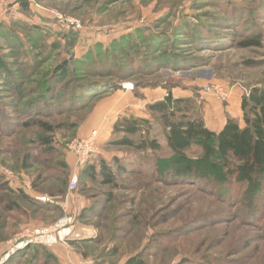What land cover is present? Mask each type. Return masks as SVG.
<instances>
[{"label":"rangeland","instance_id":"obj_1","mask_svg":"<svg viewBox=\"0 0 264 264\" xmlns=\"http://www.w3.org/2000/svg\"><path fill=\"white\" fill-rule=\"evenodd\" d=\"M28 24L35 26L38 33L28 30ZM0 26V246L6 242L9 247L8 242L25 225H53L64 213L58 205L59 209L52 211L21 203L29 209L26 217L9 209L15 195L1 189L3 182L11 188H25V181L33 190L35 184L37 190L34 191L40 195L57 202L69 195V211L76 218L74 233L58 244L77 255L72 262L123 264L127 256L144 249L146 264H176L184 260L187 261L183 264H264V211L257 216L259 218H248L257 199L254 198V202L249 196L251 191L246 194V186L239 182H234L230 188L236 193V200L228 201L220 194L218 184L211 192L210 186L200 184L197 176L176 178L172 169L177 160L173 156L162 164L157 175L121 171L117 179L119 187L84 178L75 191L69 192L66 174L59 169L58 161L66 156L72 171L73 160L64 144L82 135L85 132L82 126L76 132L55 131L54 144L64 157L46 155L40 147L30 143L41 133L37 120L57 125L88 113L91 106L86 100L71 102V97L80 91L77 84L99 83L103 89L116 82L123 90H131L123 86L128 83L134 85L135 93V83L140 82L146 99H158L154 94L165 92L167 97L168 90H172L176 97L195 98L204 119L207 118L205 96L209 97L202 92L205 84L217 83L229 90V96L231 92L244 95L252 87H264V38L260 47L243 48L237 44L245 34L264 35V0H0ZM185 29L190 33H184ZM213 31L223 37L220 42L213 43ZM127 35L129 40H126ZM153 35L167 42L153 51L151 58L148 36ZM201 35L207 36V40ZM118 39L124 40L123 45L128 50L125 53L111 46ZM175 40L179 42L172 45L170 53L191 58L193 63L197 60V65L188 66L185 60L177 62L180 68L157 63L145 67H149L146 73L128 74L130 66L125 61L131 59L139 66L156 64L155 58L170 50L167 48L176 43ZM54 43H58L59 48L50 51L47 47ZM199 45L201 47H197ZM90 51L93 57L86 61L90 72L85 65L72 62L54 95L47 99L56 105L57 94L64 91L61 105L43 107L40 112L32 107L40 97L39 84L49 79L57 66L71 61L72 52L82 57ZM96 63L105 68L96 70ZM120 64L126 68L124 71L128 70L125 76L129 75L122 80L115 72ZM116 91L101 94L102 99ZM222 102V107H226L230 97ZM135 108L128 105L121 110L125 112L118 119ZM115 117V113H108L100 117L98 125L102 120L108 127ZM153 125L154 135L164 140L159 125ZM97 144L99 152L110 160L114 154L139 155L138 151L128 148L108 147L105 141L104 144L97 141ZM25 153L29 155L30 169L23 167ZM199 155L189 154L192 159ZM211 162L219 164L218 159L213 158L204 165L196 164L194 170L213 180L217 176ZM9 173L20 180H11ZM109 193L113 194V200L107 197ZM79 198L93 204L100 214L79 219L83 205ZM19 219L22 226L17 229L14 224ZM155 231L162 235L157 241H154L155 236H152L154 239L148 236ZM82 234L93 236L81 239ZM4 239L7 241L3 242ZM109 239L113 242H108ZM115 243L118 254L105 255L107 246ZM31 259L26 255L19 264H28Z\"/></svg>","mask_w":264,"mask_h":264},{"label":"trees","instance_id":"obj_2","mask_svg":"<svg viewBox=\"0 0 264 264\" xmlns=\"http://www.w3.org/2000/svg\"><path fill=\"white\" fill-rule=\"evenodd\" d=\"M231 22L236 25L234 21ZM186 25L187 24H185V26ZM222 26H225V24H222ZM193 27L195 28L196 25ZM208 28L210 29L209 31H212L211 26L208 25ZM27 29L38 33V29L30 24H28ZM235 29L238 30L237 27ZM182 31H184V33H190L188 32V29ZM216 33L213 31L214 36H211L214 40L213 43H215V41L220 42V40L223 39L221 35H217ZM201 36L204 40H207L208 38L205 35ZM263 38L264 35L262 34L248 33L245 34L244 38L239 40L237 44L243 48L260 47ZM129 39L130 37L127 35L126 40ZM175 41L176 43H171V47L167 48L170 50L162 53L159 59L155 58L154 61L156 64L149 65V63H146L139 66L127 57L128 61L125 62L130 66L128 68L129 71H124L126 68L120 64L118 67L119 69L115 72H117L118 76H121L119 77L122 80L137 72L146 73L149 71V67H145L155 66L157 63H167L174 68H180V65H177V62L185 60L187 61L186 63L188 66L197 65V60V62L195 61V63H193L194 61L191 58L183 55L176 56L174 53H170L172 45L174 44L173 46H175L179 42V40ZM166 42L167 41H164L161 36H148V53L152 55L153 51L155 52L165 46ZM123 44L124 40L118 39L114 42V45L112 44L111 46H114L115 50L125 53L128 50H126ZM132 44L134 45L133 41ZM128 45L131 47L130 43H128ZM133 45L132 47H134ZM58 46V43H54L47 48H49L50 51H55L59 48ZM197 47L201 46L199 45ZM71 56V61H66L64 64L57 66L51 77L39 84L38 89L41 91L39 93L40 97L38 98V101L32 105V107H36L37 111H42L43 107L46 108L47 106L55 107L61 105L62 101L65 99L64 91L60 90V93L57 94L58 100L56 101V105L50 104L47 99L54 95V91L58 88L57 86L62 77L70 70L69 66L72 62L81 64L82 66L85 65L86 70L90 72L86 61L92 59L93 55L91 54V51L84 54L82 57L74 56L73 52L71 53ZM23 58H25V56H23ZM151 58H153V55ZM113 60L115 61V59ZM96 64V70H98L99 67L101 69L105 68L99 66L98 63ZM109 66H111V64H109ZM73 70L74 69L72 68V71ZM127 71L129 72V75L125 76V72ZM110 72L113 74L112 70H110ZM101 87L102 86L99 83L77 84L76 88L80 89V91L76 92L74 96L71 97V102L86 100L85 102L88 103L89 107L91 106L88 113L80 119L66 121L57 125H54L50 121L37 120V125L41 129V133L30 143L40 147L42 152L46 155L59 157L61 154V156L64 157L63 152L61 153L59 148L54 144L55 131L60 129L75 130L76 132L89 117L97 102L104 97H102L101 94L104 95L106 92L109 93L111 91L122 89V87L116 82H111V85H108L107 87L105 86L103 89H101ZM142 88L144 87L140 82L135 83V96L145 98L144 94L141 92ZM168 92V96L163 100L148 104V110L151 116L149 119L130 118L125 116L118 119L113 125L112 137L108 141L107 146L112 148H128L132 151H138L139 155L127 157L115 156L112 160H107L102 156L96 155L97 157L94 156L79 169V181L84 178H90L94 181L100 182L104 186L110 185L113 187H119L117 179L121 171L140 173L146 176L157 175V172L162 169V164L166 162V160L173 159L174 156L177 161L172 172L176 178L183 179L197 176L196 178L199 180L200 184L210 186L211 192H214V188H216L215 184H218L220 194L224 195L225 199L228 201L236 200V193L231 191L230 188L234 182H239L241 185L246 186V194H249L251 191L249 196L253 199H257V204H253L254 206L249 212L248 218L255 219V217L261 216L264 211V87H252L247 94L242 95L241 110L243 115L241 117H231L227 112V122L224 128L218 132L210 129L206 125V121L202 116V111L195 98L175 97L172 90H168ZM153 123L159 125V130L164 134V140H160L158 136L154 135ZM25 125L28 126L29 123H26ZM64 147L66 149L65 144ZM198 153L200 155L197 156L196 159H192L189 156V154L194 155ZM24 158H26V160L25 162L23 161V167L25 169H30L32 165L28 163L29 155L25 153ZM213 158H217L219 162V164L217 162L210 163V166L216 172L217 178L211 180V178H206L199 172L196 173L197 171L194 170L196 164L201 163V165H204L210 162ZM58 166L59 169L66 174V182L68 184L70 180L69 176H71L70 173L72 171L67 162L66 156L65 159L63 158L58 161ZM1 189L15 195L13 204L9 205V209L17 210L25 217L27 216L29 209L22 206L21 203H26L44 210L55 211L59 209L56 207L57 205L52 206L48 203H39L35 198L29 196L23 189L18 191L13 190L6 182H3ZM34 190H37L35 184ZM107 197L110 200H113V194L109 193ZM260 202L261 204H259ZM245 210L247 212L249 211L247 207ZM91 214H100L94 209L93 204L82 209V212L78 217L79 219H84ZM14 225L17 229H20L22 222L19 219ZM148 236L150 239L152 236H155L156 239L154 241H157V239H160L158 236L162 235H159V233L155 231ZM5 241H7V239L3 240V242ZM108 242L113 241L112 239H109ZM143 251L144 249L127 256V259L123 264H146ZM104 254L107 256L117 255L118 245L115 243L111 247L107 246V249L104 250ZM26 255L32 257V259L28 261V264H38L39 262H43V264H61L59 257L51 247L39 244H33L23 250L17 251L9 257L7 264H13L15 261L17 262L16 264H19L23 261ZM186 261L187 260H184V262L176 264H183Z\"/></svg>","mask_w":264,"mask_h":264},{"label":"crops","instance_id":"obj_3","mask_svg":"<svg viewBox=\"0 0 264 264\" xmlns=\"http://www.w3.org/2000/svg\"><path fill=\"white\" fill-rule=\"evenodd\" d=\"M166 93L167 92L162 93V94L155 93L154 95L159 97L158 99H152V98L142 99V98L136 97L135 94L133 93V90H123V89L118 90L111 96L105 99H102L99 102L98 106L95 108L96 112L94 111L93 113H91V115H89V117L83 123L84 125H82V128L85 130V132L78 137L88 136L93 130H97V141L99 142V144H102V142L104 144V141L108 143V141L112 137L114 123L118 120V117L125 112L121 110H125L124 108H127L128 105L135 106L136 108H139V110L136 108L135 110L132 109L133 110L132 113H128L126 117L129 116L130 118L133 117V118L149 119L151 116L148 110V104L163 100L165 98ZM241 96L242 94L231 92L230 104H228L226 107H224V105L222 107L221 104L223 102L219 100L217 97L213 95H209V97L205 96V98L207 99L206 101L207 108H205L204 111L206 113V117L207 118L209 117V119L207 118L205 119L206 125L210 129L218 132L224 128L227 122V117H226L227 112L231 115V117H240L242 113ZM187 97H190V96H187ZM232 101H234V105H232ZM108 113H111V115H113L114 113L116 114V117L114 118L113 122H111L110 125L106 127L105 125L106 123L102 122L101 120L98 125L100 117L102 118L106 116ZM103 129H105V131ZM67 154L70 155L69 158L73 160L70 163V165L74 166L76 162L75 155L69 151H67ZM97 156H102L103 158L110 160L109 157L105 156L102 151L99 152ZM114 156H120V155L114 154ZM114 156L110 154V157H114ZM12 189L15 191L23 189L29 196L33 198H35L36 195H40L39 192L34 191L32 188L30 189L29 188H12ZM79 199H82L81 200L82 202L80 201L81 203H83L82 209L90 206L89 201H87L86 199L84 198H79ZM75 203H76V200H75ZM84 230H88V228H84ZM92 236L93 234H82L80 235V238L86 239V238H91ZM8 246H9V242H8ZM8 248L9 247H7L6 242L5 244H2L0 246V258L6 253ZM51 248L59 257L61 264H69V259L72 260V259L77 258V255L75 253L69 251L68 248H66L62 244L52 246Z\"/></svg>","mask_w":264,"mask_h":264},{"label":"built area","instance_id":"obj_4","mask_svg":"<svg viewBox=\"0 0 264 264\" xmlns=\"http://www.w3.org/2000/svg\"><path fill=\"white\" fill-rule=\"evenodd\" d=\"M124 88L133 90L134 85L124 84ZM202 92L208 95H214L221 101H227L229 96V90L223 88L217 83L210 82L203 86ZM66 150L73 153L76 157L74 168L72 169L68 190L73 192L77 189L79 183V169L89 162L94 156L99 153V146L97 144V131L93 130L90 135L85 137H77L68 143H66ZM11 180L17 181L19 178L14 173H9ZM20 180V179H19ZM23 187L31 188L30 183L24 181ZM36 200L43 203H52L63 208V215L60 216L58 222L48 226H25L19 233L15 235L9 241V248L3 257L0 258V264H4L5 261L15 254L19 250H23L26 247L39 244L47 247L55 246L61 241L67 240L74 233L75 216L69 211V195L66 199L57 202L49 199L46 195H36ZM69 264H94L91 260L75 261L72 262L69 259Z\"/></svg>","mask_w":264,"mask_h":264}]
</instances>
